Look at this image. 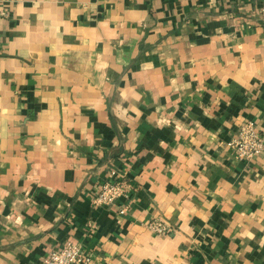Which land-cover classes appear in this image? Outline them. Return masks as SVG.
Wrapping results in <instances>:
<instances>
[{
	"label": "crops",
	"instance_id": "0c3cea01",
	"mask_svg": "<svg viewBox=\"0 0 264 264\" xmlns=\"http://www.w3.org/2000/svg\"><path fill=\"white\" fill-rule=\"evenodd\" d=\"M261 6L0 0V264H264V151L227 145L264 133ZM111 171L129 196L95 206Z\"/></svg>",
	"mask_w": 264,
	"mask_h": 264
},
{
	"label": "built area",
	"instance_id": "2783aa9c",
	"mask_svg": "<svg viewBox=\"0 0 264 264\" xmlns=\"http://www.w3.org/2000/svg\"><path fill=\"white\" fill-rule=\"evenodd\" d=\"M260 13L264 18V0ZM235 158L250 161L264 151V133H261L256 122L246 119L238 126L235 136L227 142ZM113 179L105 180L93 197L95 206H113L119 199L129 196L132 189L131 183L122 173L111 171ZM119 212L124 213L128 204L119 206ZM148 227L158 234H167L171 230L158 220L147 223ZM40 264H93L91 256L86 254L81 244L72 241L63 243L59 248L51 249L42 259Z\"/></svg>",
	"mask_w": 264,
	"mask_h": 264
}]
</instances>
